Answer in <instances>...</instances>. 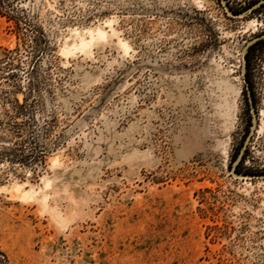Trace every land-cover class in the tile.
Segmentation results:
<instances>
[{
  "label": "rangeland",
  "instance_id": "obj_1",
  "mask_svg": "<svg viewBox=\"0 0 264 264\" xmlns=\"http://www.w3.org/2000/svg\"><path fill=\"white\" fill-rule=\"evenodd\" d=\"M257 41L264 0H0V264H264Z\"/></svg>",
  "mask_w": 264,
  "mask_h": 264
},
{
  "label": "bare ground",
  "instance_id": "obj_2",
  "mask_svg": "<svg viewBox=\"0 0 264 264\" xmlns=\"http://www.w3.org/2000/svg\"><path fill=\"white\" fill-rule=\"evenodd\" d=\"M255 25V24H254ZM89 30V29H88ZM92 30V29H91ZM88 32V31H87ZM112 32H114V34H116L115 36L116 37H118L117 36V32L118 31H112ZM90 34H91V36H92V38H94V35H95V33H94V29L92 30V31H90ZM100 38H106L107 37V32H106V30H104V29H102V28H99L98 30H97V33H96ZM119 35V34H118ZM96 38V37H95ZM98 38V37H97ZM97 38H96V40H97ZM99 38V39H100ZM119 40H118V45L122 48V49H124V50H128V45H127V43L124 41V40H122L121 38H118ZM92 41H93V39H92ZM82 44L83 45H87L88 44V42L86 41V39H83L82 40ZM89 45V44H88ZM56 162H57V159L55 160ZM48 185H49V183H48ZM16 186V185H15ZM47 186V185H46ZM23 187V186H22ZM2 188V187H1ZM1 188H0V190H1ZM4 189V188H3ZM6 189V188H5ZM21 189V186H17V190H20ZM25 190V189H24ZM34 190V189H33ZM21 191V190H20ZM22 192V191H21ZM20 192V193H21ZM33 192H35V191H26L24 194H23V192L21 193V196L22 195H24V197H28L31 193H33ZM37 193V192H36ZM36 195V194H35ZM30 197H32V196H29V198ZM23 198V197H22ZM45 201V200H44ZM44 201H43V205H45L44 204ZM47 201V200H46ZM47 204V203H46ZM46 206V205H45Z\"/></svg>",
  "mask_w": 264,
  "mask_h": 264
},
{
  "label": "trees",
  "instance_id": "obj_3",
  "mask_svg": "<svg viewBox=\"0 0 264 264\" xmlns=\"http://www.w3.org/2000/svg\"><path fill=\"white\" fill-rule=\"evenodd\" d=\"M263 42L264 41H257L249 49H253L256 45H260ZM248 66H249V64H248ZM7 158H12L13 160L21 161V162H34L36 160V159H33V157H23V158H20L19 155L17 156V155H11V154L7 155Z\"/></svg>",
  "mask_w": 264,
  "mask_h": 264
},
{
  "label": "water",
  "instance_id": "obj_4",
  "mask_svg": "<svg viewBox=\"0 0 264 264\" xmlns=\"http://www.w3.org/2000/svg\"><path fill=\"white\" fill-rule=\"evenodd\" d=\"M245 64L247 65V58L246 57H245ZM249 90H250V88H249ZM252 105H254V103Z\"/></svg>",
  "mask_w": 264,
  "mask_h": 264
}]
</instances>
